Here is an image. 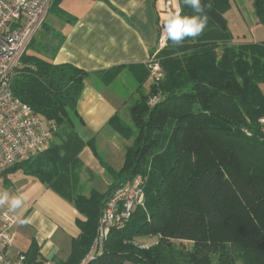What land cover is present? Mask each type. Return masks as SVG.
I'll return each instance as SVG.
<instances>
[{
	"label": "trees",
	"instance_id": "1",
	"mask_svg": "<svg viewBox=\"0 0 264 264\" xmlns=\"http://www.w3.org/2000/svg\"><path fill=\"white\" fill-rule=\"evenodd\" d=\"M232 0H201L208 17L205 29L167 45L156 55L164 77L143 84L129 107L130 122L115 115L110 124L131 145L105 192L82 184L81 151L85 125L78 101L89 73L71 64H53L31 40L14 69L16 98L29 105L51 127L49 146L4 173L3 185L16 172L37 178L71 202L85 220L77 219L80 236L64 263L79 264L98 232L108 200L119 187L141 176L145 200L128 225L112 229L105 250L88 264H264V41L238 43L226 14ZM54 0L51 10L65 16ZM181 16L199 15L178 0ZM264 25V0H253ZM163 32V31H162ZM161 34V33H160ZM44 53L54 46L45 34ZM49 40V41H48ZM149 69V68H148ZM120 68L100 73L103 81ZM152 95L160 101L149 105ZM156 238L148 248L138 239ZM193 243L191 250L173 242ZM26 264L43 260L36 241L24 252Z\"/></svg>",
	"mask_w": 264,
	"mask_h": 264
},
{
	"label": "crops",
	"instance_id": "2",
	"mask_svg": "<svg viewBox=\"0 0 264 264\" xmlns=\"http://www.w3.org/2000/svg\"><path fill=\"white\" fill-rule=\"evenodd\" d=\"M168 1L172 4L171 12L166 9ZM166 3L163 8L162 0H59L58 6L65 16L50 8L36 33L48 34L52 40L57 38L56 52L45 60L56 65L71 64L89 73L77 107L85 124L80 135L85 141L94 139L95 149L87 146L79 155L83 164L81 181L100 192H105L112 182L102 162L121 169L126 147L131 145V140L124 138L110 122L115 115L130 122V104L138 97L137 88L149 72V61L159 53L158 39L168 19L164 12L172 15L174 11L173 2ZM256 24H260L258 19ZM30 54L41 57L34 51ZM112 68L121 70L114 78L103 81L100 73ZM150 81H145L142 91L148 92ZM117 83L132 86L125 91ZM22 178L14 192L23 194L25 200L14 210L19 220L10 256L15 258L26 252L34 240L44 261L66 262L73 241L81 234L76 221L85 218L71 202L37 178ZM101 181L106 186L103 190ZM11 185L12 181L5 186L9 190Z\"/></svg>",
	"mask_w": 264,
	"mask_h": 264
},
{
	"label": "built area",
	"instance_id": "3",
	"mask_svg": "<svg viewBox=\"0 0 264 264\" xmlns=\"http://www.w3.org/2000/svg\"><path fill=\"white\" fill-rule=\"evenodd\" d=\"M54 0H0V183L4 173L18 163L29 160L45 150L53 139L51 127L33 109L16 98L11 83L13 71L21 55L44 23ZM172 10L170 1L166 3ZM176 11H172L174 15ZM163 31L158 39V52L167 45ZM153 84L163 79L164 74L155 59L148 64ZM160 95H152L149 105L160 101ZM264 123V120L262 121ZM144 179L135 177L122 185L108 200L99 221L98 232L88 255L81 264H88L104 251L112 229H124L136 207L145 200ZM19 218L9 210L0 211V264H26L25 254L15 258L10 250L16 242L15 225ZM41 264H52L42 261Z\"/></svg>",
	"mask_w": 264,
	"mask_h": 264
},
{
	"label": "rangeland",
	"instance_id": "4",
	"mask_svg": "<svg viewBox=\"0 0 264 264\" xmlns=\"http://www.w3.org/2000/svg\"><path fill=\"white\" fill-rule=\"evenodd\" d=\"M171 1L173 2V9H174V11H176L178 8V2H177V0H171ZM162 2H163V8H164L166 0H162ZM252 3H253V0H232L231 10L226 14V18L228 19V22H229V27H230L233 35L236 38L235 41L238 43H249V42H254V41H261L264 39V25L256 24L257 17L255 15ZM164 14L166 15L167 18H169L171 16V14H166L165 12H164ZM53 36H54V38H56L57 35L55 34ZM45 37H46L45 34H40V35L38 34V35L34 36L35 47L38 49H41L40 52H38L37 54L41 55V57H43L44 59L45 58L47 59L48 54L44 53V51H43V47H45ZM56 39L52 40V38H51V41L53 42L54 46H56V44H57ZM31 51H33V50H30L29 53ZM117 85L121 88V90H125V91L130 89L129 86H132L130 83H127L125 85L117 83ZM260 86H261V89L264 93V90H263L264 84H262ZM102 155L104 157V154H102ZM115 166H117V165H115ZM22 177H25V175L22 172L13 173L11 175L12 185L9 188V190H8L7 186L0 183V196H3L5 193H7L9 196L8 203H6L4 205H0V211L5 210V209L11 211L10 210L11 198L13 196H18L19 193L14 192V191H15V189H18L20 187V185H21L20 183L22 182V179H23ZM100 184H103L101 187L102 190L106 188L104 182L101 181ZM2 191H4V192H2ZM11 212L14 213L15 211H11ZM94 241H95V239H94ZM94 241H93V243H94ZM136 241H137L136 246L138 245V246L143 247V248H148L149 246L155 244L157 242V239L156 238H153V239L142 238V239H138ZM173 245L176 247L182 248V249L191 250L193 243H190L188 241H185V242H179V241L175 242L174 241ZM90 249H91V247H90ZM90 249H89L88 253L90 252ZM104 250H105V246H104ZM88 253L86 254V256L88 255ZM81 263L82 262H80L79 264H81Z\"/></svg>",
	"mask_w": 264,
	"mask_h": 264
},
{
	"label": "clouds",
	"instance_id": "5",
	"mask_svg": "<svg viewBox=\"0 0 264 264\" xmlns=\"http://www.w3.org/2000/svg\"><path fill=\"white\" fill-rule=\"evenodd\" d=\"M183 2L199 15L181 16L179 11H177L166 20V27L164 31L167 38L174 43L181 42L185 37H195L199 35L208 23V17L204 14L201 0H183ZM24 200L25 196L23 194L13 196L10 202V210L14 211L17 208H20ZM8 201L9 196L7 193L0 196V205H4L8 203Z\"/></svg>",
	"mask_w": 264,
	"mask_h": 264
}]
</instances>
